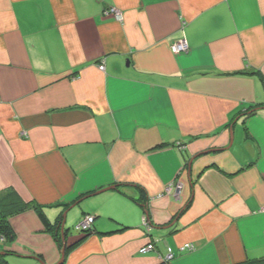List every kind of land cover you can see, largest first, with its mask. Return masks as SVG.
Returning <instances> with one entry per match:
<instances>
[{"label":"crops","instance_id":"obj_1","mask_svg":"<svg viewBox=\"0 0 264 264\" xmlns=\"http://www.w3.org/2000/svg\"><path fill=\"white\" fill-rule=\"evenodd\" d=\"M9 190L67 243L95 218L61 264L263 260L264 0H0ZM11 224L9 264H60L36 211Z\"/></svg>","mask_w":264,"mask_h":264},{"label":"trees","instance_id":"obj_2","mask_svg":"<svg viewBox=\"0 0 264 264\" xmlns=\"http://www.w3.org/2000/svg\"><path fill=\"white\" fill-rule=\"evenodd\" d=\"M27 210H34L37 212L46 232L54 234L59 246L63 249V238L65 240L68 238L69 229L67 228L65 231L63 230L60 232L63 223L58 226L53 225L44 214L43 207L39 206L35 202H26L14 190H9L0 194V240L2 243L9 246L15 242L16 232L11 224V219L26 212ZM80 233H82V235H79L80 237L77 240L72 243H67L64 258H66L70 252H72L75 248H77L86 239L94 234L93 226L88 231H80ZM112 233L114 232H108L104 234ZM0 250H3V252L0 253V264H9L6 260V257L12 255V253L6 251V248H2ZM243 264H264V259L260 261H250Z\"/></svg>","mask_w":264,"mask_h":264},{"label":"built area","instance_id":"obj_3","mask_svg":"<svg viewBox=\"0 0 264 264\" xmlns=\"http://www.w3.org/2000/svg\"><path fill=\"white\" fill-rule=\"evenodd\" d=\"M106 14L107 15H111V14L114 15L115 18H116V20L119 21V22H121L123 20L122 15L120 13H115V10L114 9H112L110 11H107ZM171 50H172V52L174 54L177 55V54L189 52L190 48H189V45L186 42V40L182 39V40H179L177 42H174L172 44V46H171ZM100 69L101 70H104V66L101 65L100 66ZM178 187H180V185H178ZM93 221H94V218L93 217H90V216L86 217L78 225V227H77L78 230H80V231H88L91 228V226L93 224ZM144 223H145V225H148L146 219H145ZM185 248L190 249V250L193 249V247L191 245H185ZM152 249H153V246L152 245H149L148 247L142 249L141 250V253H147V252L151 251ZM171 258H172V255L169 254L168 257H167V259L170 260Z\"/></svg>","mask_w":264,"mask_h":264},{"label":"clouds","instance_id":"obj_4","mask_svg":"<svg viewBox=\"0 0 264 264\" xmlns=\"http://www.w3.org/2000/svg\"><path fill=\"white\" fill-rule=\"evenodd\" d=\"M179 185V184H178ZM90 216V215H89ZM86 217H88V216H86ZM85 217V218H86ZM90 217H92V216H90ZM84 218V219H85ZM94 218V217H93ZM84 219H82L81 221H79L78 223H77V225H76V230L77 231H79L80 232V230H78V225L84 220ZM94 221H95V218H94ZM94 221H93V224H92V226L94 225ZM147 221V220H146ZM148 223V222H147ZM145 224V223H144ZM91 226V227H92ZM144 226H146V230H147V232H150L151 231V226H150V224L148 223V225H144ZM64 229H62V231H63ZM83 232H86V231H83ZM64 239V238H63ZM64 242V241H63ZM65 242H66V244H67V241L65 240ZM149 245H152L153 246V249H152V251L155 249V245L153 244V243H150ZM149 245H147L146 247H148ZM146 247H144V248H146ZM185 247V246H184ZM143 248V249H144ZM63 249H64V244H63ZM150 252V251H149ZM148 253V252H147ZM142 254H146V253H142ZM168 257V256H167ZM173 257V256H172ZM65 259V258H64ZM167 260H169V259H167ZM64 261V260H63ZM63 263V262H62Z\"/></svg>","mask_w":264,"mask_h":264},{"label":"water","instance_id":"obj_5","mask_svg":"<svg viewBox=\"0 0 264 264\" xmlns=\"http://www.w3.org/2000/svg\"><path fill=\"white\" fill-rule=\"evenodd\" d=\"M191 162L192 161H190V164H191ZM114 187H111V188H109V189H103V190H101L100 192H98L97 194H100V193H103V192H106V191H108V190H112ZM66 216V215H65ZM64 227V225H62V228ZM63 241H64V249H63V252H62V260H61V262H60V264L63 262V260H64V256H65V248H66V246H67V244H66V242H65V239H63Z\"/></svg>","mask_w":264,"mask_h":264},{"label":"rangeland","instance_id":"obj_6","mask_svg":"<svg viewBox=\"0 0 264 264\" xmlns=\"http://www.w3.org/2000/svg\"><path fill=\"white\" fill-rule=\"evenodd\" d=\"M76 225L77 224H73V225H71L70 227H71V233L73 234V235H76V236H79V235H82V233H80L79 231H77L76 230ZM154 244V243H153ZM155 245V244H154ZM152 251V250H151ZM150 251V252H151ZM149 253V252H148Z\"/></svg>","mask_w":264,"mask_h":264}]
</instances>
